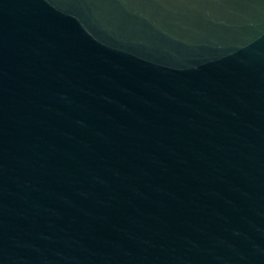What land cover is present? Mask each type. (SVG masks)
<instances>
[{"label": "water", "instance_id": "water-1", "mask_svg": "<svg viewBox=\"0 0 264 264\" xmlns=\"http://www.w3.org/2000/svg\"><path fill=\"white\" fill-rule=\"evenodd\" d=\"M0 264H264V0H0Z\"/></svg>", "mask_w": 264, "mask_h": 264}]
</instances>
